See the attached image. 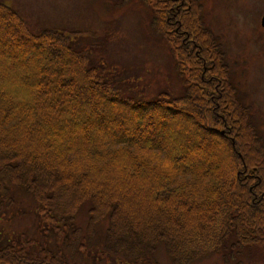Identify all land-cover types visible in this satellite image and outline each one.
<instances>
[{
	"label": "trees",
	"instance_id": "obj_1",
	"mask_svg": "<svg viewBox=\"0 0 264 264\" xmlns=\"http://www.w3.org/2000/svg\"><path fill=\"white\" fill-rule=\"evenodd\" d=\"M143 1L183 95L124 96L65 32H33L0 2V209L24 192L40 232L60 237L88 202L118 264L152 261L160 243L172 264L243 247L264 256V140L220 46L196 0ZM0 264L74 263L8 242Z\"/></svg>",
	"mask_w": 264,
	"mask_h": 264
},
{
	"label": "rangeland",
	"instance_id": "obj_2",
	"mask_svg": "<svg viewBox=\"0 0 264 264\" xmlns=\"http://www.w3.org/2000/svg\"><path fill=\"white\" fill-rule=\"evenodd\" d=\"M196 1L205 26L220 44L238 95L264 139V27L259 25L264 0ZM0 2L14 9L33 32L43 28L65 32L71 46L85 49L90 64L124 96L149 100L163 91L170 96L185 91V76L176 70L170 49L154 28L151 9L143 0ZM12 195V201L0 209V245L16 242L27 249L48 247L59 250L74 264H118L120 256L104 246L108 221L101 219L89 226L88 202L81 204L76 213V229H65L56 237L40 232L29 195L19 190ZM236 251L228 255L227 250L226 260L221 252H211L190 264H264V256L257 249L243 247ZM153 260L172 264L161 243L154 250Z\"/></svg>",
	"mask_w": 264,
	"mask_h": 264
},
{
	"label": "water",
	"instance_id": "obj_3",
	"mask_svg": "<svg viewBox=\"0 0 264 264\" xmlns=\"http://www.w3.org/2000/svg\"><path fill=\"white\" fill-rule=\"evenodd\" d=\"M260 24H261L262 26H264V15H262V17H261Z\"/></svg>",
	"mask_w": 264,
	"mask_h": 264
},
{
	"label": "flooded vegetation",
	"instance_id": "obj_4",
	"mask_svg": "<svg viewBox=\"0 0 264 264\" xmlns=\"http://www.w3.org/2000/svg\"><path fill=\"white\" fill-rule=\"evenodd\" d=\"M236 86V85H235Z\"/></svg>",
	"mask_w": 264,
	"mask_h": 264
}]
</instances>
